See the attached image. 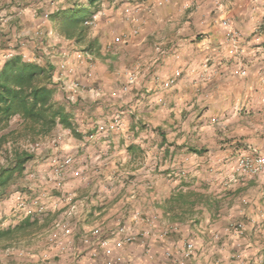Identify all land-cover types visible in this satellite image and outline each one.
<instances>
[{"label":"crops","instance_id":"crops-1","mask_svg":"<svg viewBox=\"0 0 264 264\" xmlns=\"http://www.w3.org/2000/svg\"><path fill=\"white\" fill-rule=\"evenodd\" d=\"M148 1L151 8L133 12L131 19L116 16L101 33L114 45L139 26L105 58L116 67L105 70L92 55L95 76H82L80 95H100L106 102L89 114H76L77 130L84 135L72 139L79 145L86 140V125L102 121L110 107L134 105L138 114L130 115V131L106 138L108 145L102 136L89 142L81 154L85 165L73 166L68 174L74 176L64 184L69 204L53 214V221L71 225L72 246L59 249L49 237L51 224H43L46 214L39 213V228L0 243V264H108L102 251L92 257L91 246L81 238L94 227L109 235L118 221L144 232L129 244L112 239V255L123 258L119 264H264V177L240 175L235 163L245 153L264 155V23L259 24L261 42H256L248 0H221L227 11L213 9L214 0ZM41 5L42 0H0V44L31 39L49 26ZM257 11L263 14L264 0ZM225 15L242 34L237 61L220 24ZM111 28L117 29L112 37ZM240 66L245 76L233 74ZM129 72L134 83L123 99H115L112 93L120 91ZM137 122L149 129L132 130ZM36 162L27 169L36 170ZM41 186L34 182L31 189L40 193ZM178 189L191 192V198L174 202ZM10 218L14 225L20 217L10 213ZM237 222L244 224L243 233L227 229ZM187 242L194 244L193 254L181 261L179 252Z\"/></svg>","mask_w":264,"mask_h":264},{"label":"trees","instance_id":"trees-1","mask_svg":"<svg viewBox=\"0 0 264 264\" xmlns=\"http://www.w3.org/2000/svg\"><path fill=\"white\" fill-rule=\"evenodd\" d=\"M112 1L117 5V0H42L41 13L49 26L41 29L44 31L41 39L35 36L32 41L41 57L28 61L16 54L0 65V202L13 194L23 195L26 199L34 194L27 181V165L36 158V152L26 144L33 145L46 139L57 127L80 138L84 133L77 130L76 114H89L97 104L101 102L102 106V102H106L100 95L71 96L68 88L70 74L58 77L55 64L62 58L59 51L63 42L70 41L73 47L84 46L90 53L101 52L106 37L99 34L88 38L89 26L84 22L99 10L103 2ZM49 31L55 36L49 35ZM115 108L110 107L106 114L112 115ZM88 126L85 134L90 135L95 132L96 124L90 121ZM135 126L139 130L149 129L146 123L137 122L131 129L134 130ZM190 150L196 152L194 148ZM178 190L172 198L174 202L183 203L191 192L185 194ZM31 211L19 215V221L14 225L0 224V242L39 228V213ZM42 214H46L43 224H47L50 213L44 211Z\"/></svg>","mask_w":264,"mask_h":264},{"label":"rangeland","instance_id":"rangeland-1","mask_svg":"<svg viewBox=\"0 0 264 264\" xmlns=\"http://www.w3.org/2000/svg\"><path fill=\"white\" fill-rule=\"evenodd\" d=\"M167 1V0H165ZM143 2V0H117V5L114 4V2H103V4L101 5V7L99 8V10L95 13H98L97 16V20H96V24L95 27L93 26V29H90L89 34H88V38L93 37L95 35H101L103 29H105L108 20L110 19H114L116 20V16H121L122 19H131V16H125L122 13V9L126 6V5H134V4H139V8L140 10L142 8H144L145 6H147V8H151L152 7V2H150L148 4V0H145L146 3H144V5L141 3ZM126 4V5H122V4ZM258 3L257 2H251L250 0H248V8H249V18L253 20V22H255V27L256 30L254 31L255 33H259L262 32L261 31V27L260 23H264V12L263 14H261V12L257 11V7H258ZM116 5V6H114ZM226 4L224 3V1H222V6L220 8L221 11L225 10L227 11L229 8L225 6ZM190 5L187 4L185 7H189ZM194 7V6H193ZM214 7V5H213ZM146 9V8H145ZM214 9V8H213ZM148 10V9H147ZM213 11V10H212ZM226 16V15H225ZM228 17V16H227ZM134 19H132L131 21L133 22ZM134 23V22H133ZM98 24V25H97ZM116 24H118L116 22ZM260 24V25H259ZM97 25V26H96ZM135 27H137L139 29L138 24L134 25L132 29H134ZM92 28V27H89ZM96 28V29H94ZM109 28V26L107 27ZM110 29V28H109ZM131 30L129 32H131ZM117 31V29L115 28H111V33H109V35L112 37V32ZM117 34V33H116ZM253 34V36H254ZM102 36V35H101ZM53 37V36H52ZM19 37H16L13 41H12V45H2L0 44V54L5 55V58H9L6 56L7 52L9 49H14V48H18L17 47V43H18V39ZM24 40V38L22 39ZM26 40V39H25ZM105 41V40H104ZM29 43L31 42H27V45H29ZM127 43V42H118L116 44H110L108 42V37L106 38V41L103 42V44H101V48L100 51L98 52V54L93 53V52H89L90 54L94 55V57L97 59L96 61L98 62V64H100L101 66L104 65L105 70H111V66L112 67H116V65L111 64L110 61H106L105 62V58L108 59L111 55L112 51H118L119 48L121 47L122 44ZM16 45V46H15ZM61 49L63 50H68L69 54H68V66L72 68V73L70 74V79H77L78 81H80L81 83H85L82 80V76H84V78L86 79L87 77H85V71L88 69V62H83L80 63L77 58L74 55L75 50H79L80 48L76 47V46H72V43L69 42H63V44H61ZM118 46V47H117ZM27 49L25 50L26 54L28 55L27 57L31 58L32 60H34V58H38L41 57V52H39L40 50H38L36 47L32 48V47H27ZM5 50V51H4ZM101 53V54H100ZM232 56H234V53L230 54ZM2 56V55H1ZM240 54L235 55V59L237 61V58H239ZM237 57V58H236ZM66 60V58H64ZM2 57L0 58V65L2 64ZM94 65H92L91 69L93 72V76L87 79H91L95 76V60H93ZM237 63V62H236ZM235 69V68H234ZM92 92V91H91ZM92 94V93H91ZM89 97L92 96L90 94H88ZM98 95V94H97ZM126 93H119V97L115 98V99H123L125 97ZM93 97V96H92ZM86 98V97H84ZM159 102H162L161 99H159ZM135 106H127V107H116L113 111L112 114L119 112L120 115L122 116L123 119V124L119 129H117L116 131H112V132H108V136L114 134V132H125L127 133V131L129 130V125H128V120L130 118V115L133 114H138V112L135 110ZM131 110V112L129 111ZM103 116H106V118L104 119ZM101 120L104 122H107L112 115H110L109 113L106 115H103ZM122 129V130H121ZM82 133V132H81ZM117 133V134H118ZM84 135V134H82ZM86 135V140H83L82 142H84V144H78V142H75L72 137V134L65 129H62L61 127H57L51 136L47 137L46 139L36 143V144H26V147L34 150L36 152V170H34L32 168L31 169H27V181L30 184V187H34V182H38L40 185L42 184L41 188L43 187V190L41 189V192L38 193L33 192V196H31L30 199H26L25 197L23 198L22 196H20L19 194L16 195L15 198L11 199V198H7L4 200V202L0 203V224L3 226H8L11 223V220H9L10 218V213H12V215L16 214V216L21 215L23 213H26L30 210H33L34 213H44V211H49V213L51 214V216H48V221L47 224H51L50 225V229L53 226L54 222L53 219L56 218L55 215L53 214H57L59 212L62 211H66V206L69 203L66 204V201L69 202L67 198V192L65 191V186H63V188H57L53 185V183L51 181L48 180V175L50 173L51 170V160L54 157H61L63 155H71L73 156V163L72 166L65 172L64 174V182H67V179H69V177H74L73 175H68L70 174L71 169L73 168V166L79 168L80 165H85V161H82V157L81 154H85L87 153V149L86 146L88 145L89 142L91 143H95L98 138H92V139H87L88 138V134ZM107 143V142H106ZM109 143V141H108ZM108 143L106 145H108ZM76 144V145H75ZM80 148H82L83 150H80ZM106 149H108L106 147ZM73 150V153H72ZM38 158V159H37ZM86 158V157H84ZM87 163V162H86ZM236 163V162H235ZM40 166V167H39ZM37 169H39L37 171ZM81 169V168H80ZM30 174H32V176H30ZM82 178L86 177L84 174L82 173V171H80V173ZM81 180V179H80ZM84 180V179H82ZM81 180V181H82ZM11 199V200H10ZM55 200V201H54ZM55 202V203H54ZM31 211V212H33ZM11 219V218H10ZM58 220V219H57ZM56 220V221H57ZM50 231V230H49ZM26 235V234H25ZM25 235H17L16 239L14 238V241L17 240L18 237H22ZM1 243V242H0ZM3 243V242H2Z\"/></svg>","mask_w":264,"mask_h":264},{"label":"built area","instance_id":"built-area-1","mask_svg":"<svg viewBox=\"0 0 264 264\" xmlns=\"http://www.w3.org/2000/svg\"><path fill=\"white\" fill-rule=\"evenodd\" d=\"M158 4L163 3L165 0H154ZM251 2H257L259 0H250ZM222 6L221 0H214V9L220 10ZM139 4L134 5H126L122 9L123 15L131 16L133 12L139 11ZM99 13V12H98ZM98 13H94L90 19L84 22L86 26L93 27L96 24ZM136 21L135 19L133 20ZM220 24L225 30V38L226 41L230 45V52L234 53V55H238V48L239 43L241 41L242 34L235 30L232 26L231 19L227 16L220 19ZM43 30H39L37 32L36 39H41L43 36ZM138 32V28L135 27L131 30L129 33H123L120 35V37L116 38V41L118 42H126L127 39H129L131 34H136ZM49 35L55 36L51 31L48 32ZM260 34L255 33L253 36L254 41L261 42L260 40ZM34 38H31L30 40H22L18 39L17 49H10L6 56L12 57L16 54H20L23 59L32 61L31 58L27 57L28 55L25 52V47L27 46V42H34ZM59 54L61 55V59L58 60L55 64L56 72L58 73V77L62 76H68L72 73V68L68 66V50L60 49ZM75 57L80 63L88 62V69L85 71V77L90 78L93 76L92 72V65L93 63V56L86 50H75L74 52ZM66 58V60L64 59ZM233 74L239 75V76H245L246 70L240 66L235 69H233ZM134 73L129 72L127 75V81L125 84H123L120 88V91L113 92L112 95L115 97H119V93H125L130 89V85L134 83ZM170 83L173 82V80H169ZM69 92L71 96L75 97L77 95H80L82 89L84 88L80 81L77 79H71L68 84ZM123 119L119 112H116L112 114V116L109 118L107 122L100 121L96 124L95 132L88 135L87 139L92 138H98L100 136L102 137H108V132L116 131L117 129H120L122 126ZM104 139V140H105ZM107 143L108 141L105 140ZM73 163V156L71 155H63L61 157H54L51 160V170L48 175V180L53 183V185L57 188H63L65 182H64V174L65 172L72 166ZM236 171L240 175H260L264 177V155L253 152V153H245L237 157L236 160ZM32 176V174H30ZM70 199V195L67 194V198ZM74 206H72L69 210V214L73 212ZM227 229H233L236 233H243L244 231V224L242 222L237 223H231L228 225ZM72 235V228L71 225L65 221V220H57L54 222L53 226L51 227L49 231V237L50 239L56 244V246L59 249L64 250L65 248L72 246L73 240L71 238ZM141 235H144V232L136 233L133 228L129 225H126L125 223L118 221L116 226L112 228L109 231V235H105L100 227H94L90 229V231L86 234H84L81 238V241L84 244H89L91 246V256L95 257L98 255L99 251H102V254L108 258V264L111 263H121L123 261V258L120 255H112V239H115V241H118L121 244H129L136 239H138ZM214 238H218V234L214 235ZM194 244L192 242H187L185 246L180 250L179 252V258L181 261H186L191 258L193 254ZM241 256V254H237V257ZM176 261L178 258L175 259Z\"/></svg>","mask_w":264,"mask_h":264}]
</instances>
